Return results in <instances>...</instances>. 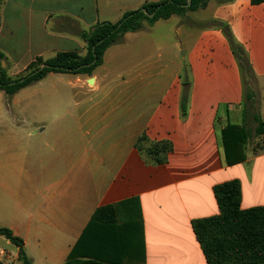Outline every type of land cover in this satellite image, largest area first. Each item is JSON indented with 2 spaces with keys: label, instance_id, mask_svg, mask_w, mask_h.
<instances>
[{
  "label": "crops",
  "instance_id": "crops-1",
  "mask_svg": "<svg viewBox=\"0 0 264 264\" xmlns=\"http://www.w3.org/2000/svg\"><path fill=\"white\" fill-rule=\"evenodd\" d=\"M160 1L0 0L3 65L17 78L38 58L85 56L86 32ZM213 21L245 47L256 107L245 105L239 64ZM4 98L0 228L23 239L32 264H207L193 222L220 215L215 187L237 180L241 209L264 207V3L211 0L127 33L90 76L49 73L10 98L0 90V118ZM228 126L249 134L233 165ZM161 142L172 150L157 164L146 149Z\"/></svg>",
  "mask_w": 264,
  "mask_h": 264
},
{
  "label": "trees",
  "instance_id": "trees-1",
  "mask_svg": "<svg viewBox=\"0 0 264 264\" xmlns=\"http://www.w3.org/2000/svg\"><path fill=\"white\" fill-rule=\"evenodd\" d=\"M211 0H162L145 4L141 9L129 12L118 23H101L83 35L87 44V54L81 56L77 52L58 53L55 57L44 60L38 58L26 69L23 77L11 78L3 65L5 56L0 53V90L10 98L22 89L43 80L49 73L72 75H92L101 66L107 50L120 43L127 33L143 30L153 26L161 19H169L173 15L186 17L189 12L205 9ZM221 4L235 0H217ZM254 5L264 3V0H251ZM148 14H155L150 18ZM185 23L192 24L187 19ZM211 27L221 29L227 37L233 54L239 64L243 77L245 105L256 107L259 97L257 81L245 47L233 36L228 24L213 21ZM1 27V23H0ZM188 96L181 101L183 117L187 116ZM260 127L258 134L264 133V124L257 116ZM249 134L239 126H228L223 132L224 147L229 165L242 161L245 157L235 153L240 143H246ZM145 140L141 138L139 146ZM143 150L142 148L140 149ZM172 150L169 142L151 145L146 149L147 155L157 164L166 160V155ZM220 207V215L200 219L193 222V229L201 245L207 264H264V207L248 210L241 209L242 188L237 180L218 185L214 189ZM114 207L99 210L93 217L97 219L101 212L112 211ZM0 236L5 237L19 249L21 264H32L24 250V241L8 228H0ZM72 258V255H71ZM66 264H71L67 262Z\"/></svg>",
  "mask_w": 264,
  "mask_h": 264
},
{
  "label": "rangeland",
  "instance_id": "rangeland-1",
  "mask_svg": "<svg viewBox=\"0 0 264 264\" xmlns=\"http://www.w3.org/2000/svg\"><path fill=\"white\" fill-rule=\"evenodd\" d=\"M181 54H182V52H181ZM25 75H26V73L23 72L22 74L19 75V77H23ZM5 98H4V100H5ZM10 111H12V110L10 109L8 103H6V100H5L3 110H2L3 117L0 118V122H3L5 124L4 127H6L7 123H12V120L9 118ZM251 112H253V110H251ZM0 127H2V126L0 125ZM4 238H0V248L4 249L6 252V257L3 260V262H4V264H12L13 261L9 262L11 260V258L13 257L11 251L16 252V247L13 244L12 245L8 244L7 240ZM13 264H21V263L18 261H15Z\"/></svg>",
  "mask_w": 264,
  "mask_h": 264
},
{
  "label": "built area",
  "instance_id": "built-area-1",
  "mask_svg": "<svg viewBox=\"0 0 264 264\" xmlns=\"http://www.w3.org/2000/svg\"><path fill=\"white\" fill-rule=\"evenodd\" d=\"M6 257V252L4 249L0 248V262H3V260Z\"/></svg>",
  "mask_w": 264,
  "mask_h": 264
},
{
  "label": "water",
  "instance_id": "water-1",
  "mask_svg": "<svg viewBox=\"0 0 264 264\" xmlns=\"http://www.w3.org/2000/svg\"><path fill=\"white\" fill-rule=\"evenodd\" d=\"M189 4H191V0H189ZM142 11H143L145 14H148V12H147L146 9H143ZM154 15H155V14H150V15L148 14V16H149L150 18H153ZM90 82L92 83V82H93V79H91Z\"/></svg>",
  "mask_w": 264,
  "mask_h": 264
}]
</instances>
